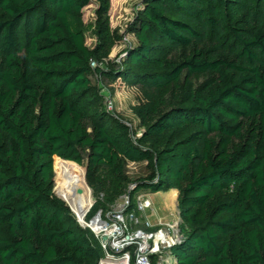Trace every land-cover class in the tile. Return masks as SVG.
Returning a JSON list of instances; mask_svg holds the SVG:
<instances>
[{"label": "trees", "instance_id": "obj_1", "mask_svg": "<svg viewBox=\"0 0 264 264\" xmlns=\"http://www.w3.org/2000/svg\"><path fill=\"white\" fill-rule=\"evenodd\" d=\"M96 1L90 47L92 0H0V264L105 257L54 191L58 160L104 194L87 221L132 182L130 211L142 191L177 189L172 264H264V0H144L137 44L106 66L124 35ZM102 79L136 89L139 136L104 106ZM130 162L151 171L132 180Z\"/></svg>", "mask_w": 264, "mask_h": 264}, {"label": "rangeland", "instance_id": "obj_2", "mask_svg": "<svg viewBox=\"0 0 264 264\" xmlns=\"http://www.w3.org/2000/svg\"><path fill=\"white\" fill-rule=\"evenodd\" d=\"M143 7H144V0H111V6H110V11H109V19H110L111 28L113 30H117L119 34H123L124 38L121 43L113 47L110 56L105 60L106 63H104V66H106V64L110 60H112L113 62H121L122 59L125 57L126 49L130 46L134 47L137 44L135 35L129 32V27L135 21V19L137 18L138 12ZM97 8H98L97 1L92 0L91 4L85 7L83 10V18L86 23L85 34L87 38V44L90 47H94L98 39L97 34L95 32ZM94 82L97 85L99 93L104 96L103 103H104V106L107 108V110L111 111L113 114L121 118L125 123H127L131 127V130L136 133V136H139L142 129L139 127V120L137 119L136 115L133 113V107L136 104H138L136 89L124 83L114 82L109 79H102L98 81L95 80ZM119 83L121 84L119 85ZM112 87H117V91L113 96H111L108 91V89ZM58 161L56 163L57 167H58ZM70 162L75 163L76 165L80 167L81 174L83 171L85 182L87 183V186L91 190L92 197L95 196L97 198V201L100 200L104 202L105 201L104 194L100 193L98 195H95L93 190L89 186L86 180V176H85L86 167L83 165H79L73 161H70ZM54 169H55V164H54ZM150 171L151 169L149 168L147 162H139V163L130 162L128 163V166H127V173L132 180L146 176L150 173ZM55 177H56V181H55L54 191L56 195L60 198L61 197L64 198L66 200V203L70 205V202L67 200L65 194L63 193L61 187L59 186V181L63 178L62 171L61 172L59 171L58 180H57V173L55 171ZM134 185L135 184L133 182L130 183L127 187L125 194L117 198L114 202L108 203L107 204V207L109 208L108 211L118 210L121 207V205L126 201V198L129 196V192L133 190ZM141 193L146 194V193H149V191H142ZM95 203L91 205V207L87 211L86 217L90 213ZM105 213L106 211H104L103 214ZM74 214L79 221L78 215L76 213ZM161 217L163 216L161 215ZM161 217L157 216L156 214H153V212L148 209L146 213L144 214L143 219L147 218V219H150L152 222L157 223L159 220H162ZM162 221H164L165 223L177 222L178 229L180 230V234L182 235V238H183V234L186 229L180 219L179 214H177L176 216H172L169 219H163ZM86 222H89V221H86ZM163 256L165 260L163 264H172V260L169 258L168 251H165Z\"/></svg>", "mask_w": 264, "mask_h": 264}, {"label": "built area", "instance_id": "obj_3", "mask_svg": "<svg viewBox=\"0 0 264 264\" xmlns=\"http://www.w3.org/2000/svg\"><path fill=\"white\" fill-rule=\"evenodd\" d=\"M151 206L150 199L141 194L136 198V208L130 211L128 196L118 210L108 211L105 215L99 211L91 221L86 222L105 250L100 264H132L133 258L135 264H163L165 251H168L172 263L176 261L170 249L182 240L178 223L162 220L154 223L143 219ZM96 217L101 223L99 230L92 227ZM104 235L109 237L106 242L102 241Z\"/></svg>", "mask_w": 264, "mask_h": 264}, {"label": "bare ground", "instance_id": "obj_4", "mask_svg": "<svg viewBox=\"0 0 264 264\" xmlns=\"http://www.w3.org/2000/svg\"><path fill=\"white\" fill-rule=\"evenodd\" d=\"M58 165L63 173V178L59 181V186L80 221L85 223L87 221V211L94 203L91 190L84 182L78 165L66 160H59ZM79 190L82 192L78 193ZM100 226L99 218L96 217L92 223V227L95 230H99Z\"/></svg>", "mask_w": 264, "mask_h": 264}, {"label": "crops", "instance_id": "obj_5", "mask_svg": "<svg viewBox=\"0 0 264 264\" xmlns=\"http://www.w3.org/2000/svg\"><path fill=\"white\" fill-rule=\"evenodd\" d=\"M145 195L152 203V206L149 210L159 217L162 215V220L169 219L172 216L179 214V191L177 189H169L156 193L149 192Z\"/></svg>", "mask_w": 264, "mask_h": 264}, {"label": "water", "instance_id": "obj_6", "mask_svg": "<svg viewBox=\"0 0 264 264\" xmlns=\"http://www.w3.org/2000/svg\"><path fill=\"white\" fill-rule=\"evenodd\" d=\"M85 176H86V171H85ZM54 180L56 181V177L54 178ZM82 191L81 190H79L78 191V193H81ZM64 200V199H63ZM93 200H94V203L97 201V198L95 197V196H93ZM65 201V200H64ZM66 202V201H65ZM93 203V204H94ZM68 204V203H67ZM69 205V204H68ZM69 207L71 208V210L75 213V211L72 209V207L69 205ZM91 221V220H90ZM79 222H80V224L82 225V226H84V227H87V224H86V222L85 223H83V222H81L80 221V219H79ZM109 239V237L107 236V235H104V236H102V241H104V242H106L107 240Z\"/></svg>", "mask_w": 264, "mask_h": 264}]
</instances>
